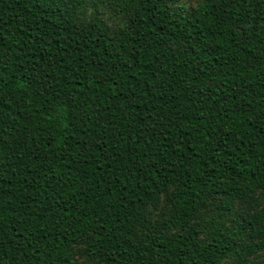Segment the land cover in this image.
Returning <instances> with one entry per match:
<instances>
[{
    "label": "trees",
    "instance_id": "16d2710c",
    "mask_svg": "<svg viewBox=\"0 0 264 264\" xmlns=\"http://www.w3.org/2000/svg\"><path fill=\"white\" fill-rule=\"evenodd\" d=\"M179 1L0 0V264H264V0Z\"/></svg>",
    "mask_w": 264,
    "mask_h": 264
},
{
    "label": "rangeland",
    "instance_id": "374dc122",
    "mask_svg": "<svg viewBox=\"0 0 264 264\" xmlns=\"http://www.w3.org/2000/svg\"><path fill=\"white\" fill-rule=\"evenodd\" d=\"M198 1H200V0H180L178 5H180L181 8L190 9L191 7H194ZM95 8L96 7L92 2L89 3V5L86 8L87 14L90 15L91 12ZM100 9H101L102 15L107 19V21L109 22V25H111L113 30L119 29L124 24L123 19L121 17H119L117 15V13H115L112 6L109 5L108 3L103 4L100 7ZM88 15H85V14L82 15L81 13H79L78 18H84L85 17L87 19V18H89ZM255 198L257 200H259V202H260L257 205V207H258L257 209H260L264 203L263 202L264 193L261 192V193L256 194ZM150 209H151L150 215H151L152 219L154 221H157V220L161 221V220H164L165 218H167V216L170 212V209H171V205L168 202V200L166 199V197L162 196L161 200L158 203H155L154 205H152L150 207ZM249 210H251V209H250V205L248 203L246 204L243 201L236 200L234 202V208L230 212H227L223 216H219V217L215 215V216H212V218H215L216 220L225 221L226 224L232 225V224H234V222H233L234 217L241 218L239 216V214L245 213ZM203 219H205L204 223L209 221V220H206L207 218H203ZM75 257L78 260V264L83 263V261L85 259V256L83 254H80V253H76ZM252 258L258 263H263L264 262V253L261 251V252H259L258 255L252 256ZM230 261H232V258H230L224 262H230Z\"/></svg>",
    "mask_w": 264,
    "mask_h": 264
}]
</instances>
